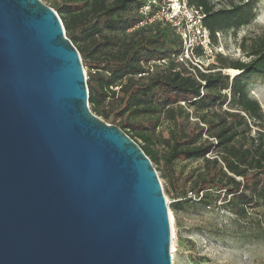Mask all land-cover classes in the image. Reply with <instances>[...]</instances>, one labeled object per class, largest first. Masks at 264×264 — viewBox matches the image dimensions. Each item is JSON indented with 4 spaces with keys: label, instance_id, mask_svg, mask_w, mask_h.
<instances>
[{
    "label": "water",
    "instance_id": "water-1",
    "mask_svg": "<svg viewBox=\"0 0 264 264\" xmlns=\"http://www.w3.org/2000/svg\"><path fill=\"white\" fill-rule=\"evenodd\" d=\"M141 146L90 108L80 54L42 0H0V264H171Z\"/></svg>",
    "mask_w": 264,
    "mask_h": 264
},
{
    "label": "trees",
    "instance_id": "trees-1",
    "mask_svg": "<svg viewBox=\"0 0 264 264\" xmlns=\"http://www.w3.org/2000/svg\"><path fill=\"white\" fill-rule=\"evenodd\" d=\"M258 1L188 0L202 8L214 44L216 32L250 24ZM143 3L56 0L51 5L86 69L90 108L104 121H116L135 142L142 141L137 143L153 163L164 166L176 195L187 183L188 191L198 197L194 200L204 204L215 201L211 190L222 192L242 217L264 197V112L247 93L249 77L264 76V30L241 38L239 47L248 60L216 52L207 71L196 67L195 76L175 60L181 42L169 25L139 24ZM161 59L165 63L157 64L154 73L138 76L145 63ZM225 69L237 73L230 75ZM163 124L167 137L160 156L153 147V133ZM252 125L261 128L252 130ZM176 160L201 163L180 181L172 168Z\"/></svg>",
    "mask_w": 264,
    "mask_h": 264
},
{
    "label": "rangeland",
    "instance_id": "rangeland-1",
    "mask_svg": "<svg viewBox=\"0 0 264 264\" xmlns=\"http://www.w3.org/2000/svg\"><path fill=\"white\" fill-rule=\"evenodd\" d=\"M42 1L51 7L56 0ZM214 1L223 4L226 0ZM255 11V19L250 24L241 26L236 31L229 29L219 34L217 52L233 59L248 60L241 51L239 42L244 36H254L264 30V0L258 1ZM214 60L215 54L213 59L204 61V65L213 63ZM224 71L230 75L237 73L236 69ZM247 93L259 102L264 112V76H250ZM97 116L102 119L101 115ZM110 123L116 124V121ZM251 127L252 130L261 128L256 125ZM166 137L165 124L159 126L153 133V147L160 156L165 152ZM137 142L142 144L140 139H137ZM200 163V160H176L172 168L174 174L183 181ZM153 165L161 180L169 207L171 264H264V197L256 206L248 207L246 214L240 217L223 198L222 192L217 194L211 190L215 201L204 204L201 200L185 196L184 191L190 189V184L187 183L185 190L179 191L176 195L170 188L164 166L159 162ZM173 204H176L177 208H173Z\"/></svg>",
    "mask_w": 264,
    "mask_h": 264
},
{
    "label": "built area",
    "instance_id": "built-area-1",
    "mask_svg": "<svg viewBox=\"0 0 264 264\" xmlns=\"http://www.w3.org/2000/svg\"><path fill=\"white\" fill-rule=\"evenodd\" d=\"M139 14L140 25L161 22L172 28L181 42V51L175 60L184 63L190 73L195 75L196 67L207 71L205 68L208 63L204 65V61L213 59L217 44L212 42L209 30L203 23L204 13L201 7L190 4L188 0H144ZM219 34L216 32L217 40ZM164 63L165 59L149 61L143 65L144 71L138 76L152 74L157 64ZM187 196L198 198L191 191H188Z\"/></svg>",
    "mask_w": 264,
    "mask_h": 264
},
{
    "label": "bare ground",
    "instance_id": "bare-ground-1",
    "mask_svg": "<svg viewBox=\"0 0 264 264\" xmlns=\"http://www.w3.org/2000/svg\"><path fill=\"white\" fill-rule=\"evenodd\" d=\"M173 234V233H172ZM172 245H173V237H172ZM171 250H172V248H171Z\"/></svg>",
    "mask_w": 264,
    "mask_h": 264
}]
</instances>
